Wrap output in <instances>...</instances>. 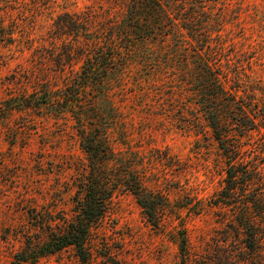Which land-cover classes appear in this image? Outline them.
Segmentation results:
<instances>
[{
    "label": "rangeland",
    "instance_id": "rangeland-1",
    "mask_svg": "<svg viewBox=\"0 0 264 264\" xmlns=\"http://www.w3.org/2000/svg\"><path fill=\"white\" fill-rule=\"evenodd\" d=\"M127 1L0 0V28L7 37L0 41V264H15L31 226V209L48 211L57 220L73 215L79 183L87 174L75 118L80 108L60 102L98 38L82 28L80 36L65 34L57 18L66 12L84 19L90 15V31H102L112 18L122 21ZM186 5L208 11V17H199L214 37L220 34L213 45L218 54L222 47L228 85L252 86L256 97L263 96L258 89L264 87V0ZM175 43L170 40L169 48ZM129 69L126 79L112 81L118 116L108 124L110 142L118 157L139 160L148 190L166 194L175 209L187 203L191 210L166 212L155 226L134 195L119 190L94 229V264H264V246L255 262L232 259L241 245L234 233H225L221 212L211 207L224 185L225 157L205 133L187 83L176 74L151 70L140 58ZM194 121L200 125L182 124ZM198 200L206 210L195 215ZM183 235L189 258L180 250ZM26 264L79 261L72 248H65Z\"/></svg>",
    "mask_w": 264,
    "mask_h": 264
},
{
    "label": "trees",
    "instance_id": "trees-1",
    "mask_svg": "<svg viewBox=\"0 0 264 264\" xmlns=\"http://www.w3.org/2000/svg\"><path fill=\"white\" fill-rule=\"evenodd\" d=\"M207 1L128 0L122 21L112 18L102 31H90V15L85 19L67 12L58 16L56 25L65 34L76 31L78 36L82 28L98 38L84 55L80 74L60 102L61 106L76 104L80 108L75 118L80 144L88 157L87 174L79 183L70 217L57 220L48 211L31 209V226L24 232V245L15 254V264L35 263L65 248L73 249L79 264H94V229L109 213L119 190L132 193L155 226L161 225L166 212L175 209L166 194L147 189L137 167L139 160L118 157L110 142L108 124L118 116L112 81L118 76L126 79L136 58L153 71L176 74L187 83L203 116L205 133L218 143L226 162L224 185L211 207L221 212L225 233H234V241L241 245L232 259L239 263L258 259L264 246V87L258 89L263 96L256 97L252 86L228 85L229 77L221 63L222 47L218 54L213 45L220 34L214 37L210 24L199 17L207 16L208 11H198L194 5L186 7L201 3L205 8ZM5 39L0 28V41ZM170 40L176 42L174 48H169ZM182 124L188 128L200 125L195 121ZM188 206L183 203L176 209ZM193 208L195 215L206 210L201 200ZM179 246L182 255L189 258L186 235Z\"/></svg>",
    "mask_w": 264,
    "mask_h": 264
}]
</instances>
